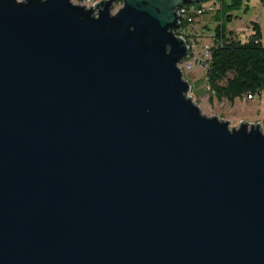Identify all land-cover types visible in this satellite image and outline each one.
Here are the masks:
<instances>
[{"label":"water","instance_id":"obj_1","mask_svg":"<svg viewBox=\"0 0 264 264\" xmlns=\"http://www.w3.org/2000/svg\"><path fill=\"white\" fill-rule=\"evenodd\" d=\"M202 0H0V264H264L261 122L180 66Z\"/></svg>","mask_w":264,"mask_h":264},{"label":"rangeland","instance_id":"obj_2","mask_svg":"<svg viewBox=\"0 0 264 264\" xmlns=\"http://www.w3.org/2000/svg\"><path fill=\"white\" fill-rule=\"evenodd\" d=\"M76 2L81 3V0ZM202 3H206V0H202ZM122 4L123 2L116 1L113 10L117 11ZM192 4H196V2ZM219 7L220 4L217 3L213 12L205 13L192 24L186 26L185 29H182L189 39L187 41L195 43L193 48L198 58L191 69L184 71V77L191 84L190 95L207 115H217L221 118L229 119L231 126H238L241 121L261 122L264 130V89L261 93H255L252 98L246 95L237 97L234 102L228 99L221 101L215 99L211 102L209 100L210 91L206 78L208 65L205 59L201 60V57H204L206 45L213 43L216 26L221 21H224L228 30L236 31L242 39H245L252 31L253 18L258 16L262 24L264 41V0H245V3L240 8L218 15L221 18L216 15ZM191 50L192 48H190V53L193 52Z\"/></svg>","mask_w":264,"mask_h":264},{"label":"trees","instance_id":"obj_3","mask_svg":"<svg viewBox=\"0 0 264 264\" xmlns=\"http://www.w3.org/2000/svg\"><path fill=\"white\" fill-rule=\"evenodd\" d=\"M117 1L122 2V0ZM244 3L245 0H221L216 15L219 17L218 15L222 13L240 8ZM202 4V2L186 3L185 6ZM252 22V31L245 39H242L236 31L228 30L224 21L217 24L210 56L205 59L208 65L206 78L211 102L215 99L220 101L228 99L234 102L237 97L248 94L254 96L264 89L262 29L257 21ZM186 25L185 22L181 23L180 30L176 32L184 34L182 29H185ZM184 36L187 38V35Z\"/></svg>","mask_w":264,"mask_h":264},{"label":"built area","instance_id":"obj_4","mask_svg":"<svg viewBox=\"0 0 264 264\" xmlns=\"http://www.w3.org/2000/svg\"><path fill=\"white\" fill-rule=\"evenodd\" d=\"M73 1L76 2L78 0H73ZM100 1L102 0H81V4H85L88 7L92 6L95 9V11L98 12L100 5H98V7H95V3L100 2ZM220 2L221 0H209V1H206V3L203 5H190V7H181L178 10V13L180 16V24L184 22L187 23L186 26L192 24L197 18L203 16L205 13L213 12L215 10L217 3L220 4ZM179 28L180 26H178L176 29L180 30ZM189 45H190V48H192L191 52L192 51L193 52L189 53V57L184 60V63L181 66L183 71L191 69L194 66L196 60L198 59L196 51L193 48L195 43L189 42ZM210 48H211V45H206L205 51H204V57H201V60L207 59L210 56ZM247 96L249 98L253 97L252 94H248Z\"/></svg>","mask_w":264,"mask_h":264},{"label":"crops","instance_id":"obj_5","mask_svg":"<svg viewBox=\"0 0 264 264\" xmlns=\"http://www.w3.org/2000/svg\"><path fill=\"white\" fill-rule=\"evenodd\" d=\"M253 20L257 21V22L261 25V29H262V24H261V21H259V20H260L259 17H258V16H255V17L253 18ZM261 40H262V42H263V44H264V41H263V34H262V38H261Z\"/></svg>","mask_w":264,"mask_h":264},{"label":"bare ground","instance_id":"obj_6","mask_svg":"<svg viewBox=\"0 0 264 264\" xmlns=\"http://www.w3.org/2000/svg\"><path fill=\"white\" fill-rule=\"evenodd\" d=\"M206 1H207V0H206ZM208 1H209V0H208ZM122 2H123V0H122ZM200 2H202V1H200ZM200 2H198V3H200ZM115 3H116V1L114 2L113 6L115 5ZM203 4H205V3H203ZM203 4H202V5H203ZM185 5H186V4H184L182 7H186ZM175 30L177 31L178 29H175ZM179 34H180V33H179ZM188 43H189V42H188ZM187 58H188V57H187ZM183 63H184V61L180 63V66H182Z\"/></svg>","mask_w":264,"mask_h":264}]
</instances>
